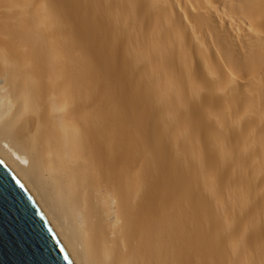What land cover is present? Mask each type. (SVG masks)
<instances>
[{
  "label": "bare ground",
  "instance_id": "bare-ground-1",
  "mask_svg": "<svg viewBox=\"0 0 264 264\" xmlns=\"http://www.w3.org/2000/svg\"><path fill=\"white\" fill-rule=\"evenodd\" d=\"M0 159L78 264H264V0H0Z\"/></svg>",
  "mask_w": 264,
  "mask_h": 264
},
{
  "label": "water",
  "instance_id": "water-1",
  "mask_svg": "<svg viewBox=\"0 0 264 264\" xmlns=\"http://www.w3.org/2000/svg\"><path fill=\"white\" fill-rule=\"evenodd\" d=\"M0 264H78L27 188L1 159Z\"/></svg>",
  "mask_w": 264,
  "mask_h": 264
}]
</instances>
